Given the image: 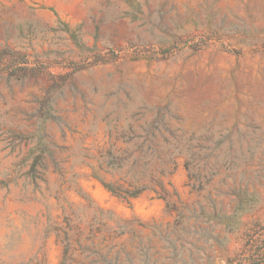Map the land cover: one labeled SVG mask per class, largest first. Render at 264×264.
<instances>
[{
  "label": "rangeland",
  "instance_id": "rangeland-1",
  "mask_svg": "<svg viewBox=\"0 0 264 264\" xmlns=\"http://www.w3.org/2000/svg\"><path fill=\"white\" fill-rule=\"evenodd\" d=\"M0 264H264V0H0Z\"/></svg>",
  "mask_w": 264,
  "mask_h": 264
},
{
  "label": "trees",
  "instance_id": "trees-1",
  "mask_svg": "<svg viewBox=\"0 0 264 264\" xmlns=\"http://www.w3.org/2000/svg\"><path fill=\"white\" fill-rule=\"evenodd\" d=\"M134 196H136V195H134Z\"/></svg>",
  "mask_w": 264,
  "mask_h": 264
}]
</instances>
